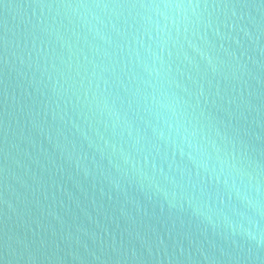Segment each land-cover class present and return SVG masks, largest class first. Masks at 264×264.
Returning a JSON list of instances; mask_svg holds the SVG:
<instances>
[{
	"label": "water",
	"instance_id": "95a60500",
	"mask_svg": "<svg viewBox=\"0 0 264 264\" xmlns=\"http://www.w3.org/2000/svg\"><path fill=\"white\" fill-rule=\"evenodd\" d=\"M0 264H264V0H0Z\"/></svg>",
	"mask_w": 264,
	"mask_h": 264
}]
</instances>
